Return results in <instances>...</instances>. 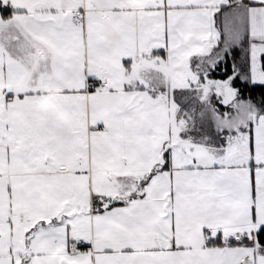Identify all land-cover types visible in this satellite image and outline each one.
Masks as SVG:
<instances>
[{
  "label": "snow or ice",
  "instance_id": "snow-or-ice-1",
  "mask_svg": "<svg viewBox=\"0 0 264 264\" xmlns=\"http://www.w3.org/2000/svg\"><path fill=\"white\" fill-rule=\"evenodd\" d=\"M0 264H264V0H0Z\"/></svg>",
  "mask_w": 264,
  "mask_h": 264
}]
</instances>
